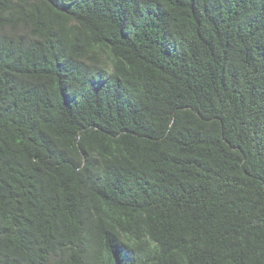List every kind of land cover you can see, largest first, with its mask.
<instances>
[{
	"label": "trees",
	"instance_id": "1",
	"mask_svg": "<svg viewBox=\"0 0 264 264\" xmlns=\"http://www.w3.org/2000/svg\"><path fill=\"white\" fill-rule=\"evenodd\" d=\"M0 264H264V0H0Z\"/></svg>",
	"mask_w": 264,
	"mask_h": 264
}]
</instances>
